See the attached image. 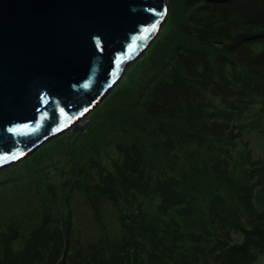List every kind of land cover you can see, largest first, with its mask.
I'll use <instances>...</instances> for the list:
<instances>
[{"label":"rangeland","instance_id":"obj_1","mask_svg":"<svg viewBox=\"0 0 264 264\" xmlns=\"http://www.w3.org/2000/svg\"><path fill=\"white\" fill-rule=\"evenodd\" d=\"M177 6L174 9L181 10L179 3ZM164 28L165 24L162 30ZM163 34L128 67L116 87L87 115L86 132H65L0 172V259L8 249L13 253L22 249L40 225L45 210L50 213L57 209L69 210L62 218L70 224L73 245L79 249L80 243L86 247L101 236L102 224L112 239L121 237L115 204L101 202V223L94 217L82 183L73 181L77 169L86 172L93 159L97 163L102 160L112 170V158L122 161L121 153L115 149L119 150L120 145H133V137L125 135L124 138L112 125L131 114L130 103L137 101L150 87L149 80L167 64L175 39L171 34ZM184 69L188 70L183 67L179 72ZM237 71L242 78V71ZM253 80L261 79L254 77ZM263 81L262 78L259 83ZM227 83L217 80L212 87L207 81L188 90L200 96L199 100L192 99L198 103V112L202 115L195 114L197 119L193 125L200 127L202 133L210 130L209 133L217 137L223 131L221 139L199 133L197 136L203 138L195 145L181 140L179 135L174 138L178 155L168 157L169 164L176 168L178 157H182L181 164L186 170L185 191L189 196L188 205H182L185 202L181 203V199L170 202L183 210L189 209L188 212L180 210L183 215L178 216L172 209H160L158 198L144 201L145 212L160 226L182 225L177 228L186 238L177 237L175 252L181 255L177 264L264 263V92L256 89L248 95L251 99L248 102L241 99L248 94L242 92V87L228 90ZM165 85L169 87L168 83ZM182 119L187 118L179 112L177 118L172 119L175 124L166 122L170 126L165 127V123L162 126L172 129L178 123L183 124ZM146 128L147 133L160 130L152 124H147ZM160 135L164 137L163 132ZM210 145H214L216 151L222 148L220 154L214 149L206 150ZM160 159L164 157L161 155ZM214 163L220 166L213 167ZM168 173L172 174L170 170ZM137 198L141 200L142 196ZM148 263L168 264L158 259H148Z\"/></svg>","mask_w":264,"mask_h":264},{"label":"trees","instance_id":"obj_2","mask_svg":"<svg viewBox=\"0 0 264 264\" xmlns=\"http://www.w3.org/2000/svg\"><path fill=\"white\" fill-rule=\"evenodd\" d=\"M168 3L169 16L162 33L171 34L175 39L171 56L161 71L149 80L150 87L137 101L130 103L131 114L112 125L124 138L125 135L133 137V145H120V151L115 149L121 153L122 161L112 158V170L102 160L97 163L93 159L86 172L77 169L73 181L82 183L94 217L101 223V202L115 204L121 237L112 239L102 224L101 236L89 242V246L83 247L80 243L79 249L73 245L70 224L62 218L69 210L57 209L52 213L45 210L40 225L22 249L14 253L8 249L0 264H147L148 259L177 264L181 259L175 248L177 237L186 238L177 228L182 225L160 226L145 212L144 201L158 198L160 209H172L178 216L183 215L180 210L186 213L189 210L170 202L181 199V203L185 202L182 205H188L189 195L185 191L186 170L181 164L182 157H178L176 168L169 164L168 157L178 155L174 141L178 135L193 145L202 141L203 137L197 136L202 133L200 127L193 125L196 115L202 116L198 112V103L192 100H199L200 96L188 91L193 85L196 87L209 81L213 87L217 80H225L228 90L242 87V92L248 94L242 95L241 99L248 102L251 101L248 95L256 89L264 92V81L259 83L262 78L264 80V0H168ZM178 3L182 12L174 9ZM183 67L188 70L179 72ZM238 69L242 71V78L238 76ZM254 77L261 80L254 81ZM165 83L169 84L168 88ZM203 95L206 97L205 93ZM179 112L187 118L182 119L184 123H178L172 129L165 128L170 126L166 122L176 123L172 119H176ZM146 123L156 125L160 130L147 133ZM209 132L203 131L202 135L217 137ZM222 136L221 130L217 139ZM139 137L146 140H136ZM211 149L217 153L222 150L216 151L214 145L207 146L206 150ZM139 196H142L141 200L137 198Z\"/></svg>","mask_w":264,"mask_h":264},{"label":"water","instance_id":"obj_3","mask_svg":"<svg viewBox=\"0 0 264 264\" xmlns=\"http://www.w3.org/2000/svg\"><path fill=\"white\" fill-rule=\"evenodd\" d=\"M168 15L167 0H0V172L86 132Z\"/></svg>","mask_w":264,"mask_h":264}]
</instances>
